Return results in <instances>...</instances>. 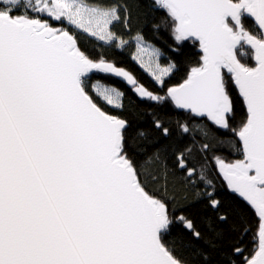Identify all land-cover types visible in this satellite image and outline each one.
Masks as SVG:
<instances>
[{
    "label": "snow or ice",
    "instance_id": "1",
    "mask_svg": "<svg viewBox=\"0 0 264 264\" xmlns=\"http://www.w3.org/2000/svg\"><path fill=\"white\" fill-rule=\"evenodd\" d=\"M0 264H264V0H0Z\"/></svg>",
    "mask_w": 264,
    "mask_h": 264
},
{
    "label": "trees",
    "instance_id": "2",
    "mask_svg": "<svg viewBox=\"0 0 264 264\" xmlns=\"http://www.w3.org/2000/svg\"><path fill=\"white\" fill-rule=\"evenodd\" d=\"M150 38H153L154 39V42L159 47H161L162 49H164L165 51H167L169 45H171L173 43L172 38L169 35V32L168 31H163L162 30L159 33V38H154V37H151V36H150ZM186 43H187V50H188V52L189 53H193V55L191 56V59H192V61H195V59H197V57L194 54L199 51L198 45L195 46V47H193V45L191 44V42H186ZM243 51L249 53V56L246 57V62H248V63H254V61L251 60V58H250V49L248 48V46L245 45L244 48H243ZM143 79H144V81L146 83H150V81H149V79H148L147 76H144Z\"/></svg>",
    "mask_w": 264,
    "mask_h": 264
}]
</instances>
